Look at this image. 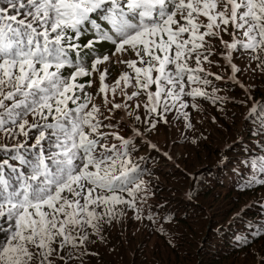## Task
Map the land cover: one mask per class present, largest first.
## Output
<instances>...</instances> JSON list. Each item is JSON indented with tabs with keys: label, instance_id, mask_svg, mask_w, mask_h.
I'll use <instances>...</instances> for the list:
<instances>
[{
	"label": "snow or ice",
	"instance_id": "snow-or-ice-1",
	"mask_svg": "<svg viewBox=\"0 0 264 264\" xmlns=\"http://www.w3.org/2000/svg\"><path fill=\"white\" fill-rule=\"evenodd\" d=\"M257 78L264 0H0V264H88L124 221L155 224L141 151L175 163L154 141L175 122L198 149L200 101L225 118L229 104L244 109L264 144ZM200 195L189 184L181 198L195 206ZM254 235L264 239V225Z\"/></svg>",
	"mask_w": 264,
	"mask_h": 264
},
{
	"label": "trees",
	"instance_id": "trees-1",
	"mask_svg": "<svg viewBox=\"0 0 264 264\" xmlns=\"http://www.w3.org/2000/svg\"><path fill=\"white\" fill-rule=\"evenodd\" d=\"M108 47L98 46V51ZM224 71L226 75L227 70ZM116 75L112 68L108 81ZM255 84L258 90L254 94L259 100L264 94V84L259 78ZM229 94L242 97L241 92ZM200 103L204 113H194L193 122L203 120L196 127L203 130L207 139L198 149L186 144L182 135L185 130L175 122L173 127L161 129L154 136L161 149L171 153L175 163L150 149L140 153H151L147 167L152 170L157 195L149 205L156 223L134 218L124 221L112 230L109 245L101 244L94 249L97 257L86 258L88 264H259L264 256V239L254 233L264 225V188L256 184L246 187L254 173L258 179H264V174L259 172V162L264 156V144L257 135L259 121L241 119L244 109L231 104L225 118L211 105ZM214 115L219 126L211 123L210 117ZM253 164L257 166L254 168ZM189 184L201 192L195 206L181 198ZM245 204L250 207L241 212ZM148 211L145 206V214ZM166 213L175 215L176 219L169 223L164 219ZM128 215L131 217L132 213ZM161 227L164 234L157 231ZM170 238L175 247L169 244Z\"/></svg>",
	"mask_w": 264,
	"mask_h": 264
},
{
	"label": "rangeland",
	"instance_id": "rangeland-1",
	"mask_svg": "<svg viewBox=\"0 0 264 264\" xmlns=\"http://www.w3.org/2000/svg\"><path fill=\"white\" fill-rule=\"evenodd\" d=\"M120 71H121V68H120L119 66H113V74H115V75L117 74V75H118V73H119ZM117 75H116V76H117ZM116 76H115V77H116ZM112 79H113V78H112ZM112 79H111V80H112ZM109 82H111V81H109ZM154 141H155V142H158L157 139H156L155 137H154ZM158 143H159V142H158ZM159 146H160V145H159Z\"/></svg>",
	"mask_w": 264,
	"mask_h": 264
}]
</instances>
